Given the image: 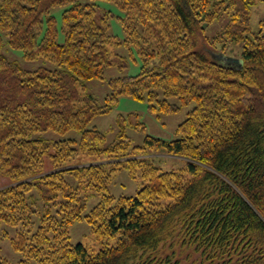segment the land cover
<instances>
[{"label": "trees", "instance_id": "trees-1", "mask_svg": "<svg viewBox=\"0 0 264 264\" xmlns=\"http://www.w3.org/2000/svg\"><path fill=\"white\" fill-rule=\"evenodd\" d=\"M101 2L122 13L123 41L114 42L115 14ZM256 2L0 0L9 46L57 65L22 69L3 54L0 35V180L11 181L0 187V225L16 228L11 244L24 257L17 264H264V20L253 32ZM59 6H67L62 44ZM115 44L135 48L143 65L136 76L111 79L99 104L85 83L102 78ZM229 46L241 56L231 57ZM122 96L147 99L153 112L194 107L175 140L148 136L133 148L130 117H120L106 144L89 125ZM138 149L164 150L186 167L162 171ZM79 153L119 161L62 168ZM113 166L140 173L136 195L109 193ZM95 194L100 202L85 213ZM83 219L105 241L99 250L71 243L69 229ZM0 264L10 263L0 256Z\"/></svg>", "mask_w": 264, "mask_h": 264}, {"label": "rangeland", "instance_id": "rangeland-1", "mask_svg": "<svg viewBox=\"0 0 264 264\" xmlns=\"http://www.w3.org/2000/svg\"><path fill=\"white\" fill-rule=\"evenodd\" d=\"M102 7L112 11L115 15L111 19L110 32L115 36L114 42L123 41L125 39V32L120 23L117 22V16L122 15L120 11L114 6L107 3H100ZM67 6H59L53 9V15L58 20V29L60 30L57 37L59 43H64L65 36L61 31L62 13ZM264 20V0H257L251 13V28L256 32L259 28L260 21ZM220 23L214 24L209 29V34H214L220 29ZM3 37V54L11 61L19 65L22 69L27 71H36L39 68L45 67L48 69H55L57 65L47 60L46 58H38L36 60H26L24 52L21 50L12 49L9 46V35L7 32L0 31ZM203 40V39H201ZM116 45V44H115ZM111 45L110 59L112 65L104 69L102 78L87 81V92L91 94L95 101L99 104H104L110 93L108 82L111 79L122 78L124 76H136L141 71L143 65L142 58L137 53L135 48L131 50L123 45ZM228 54L231 57L238 58L241 56L240 48L236 46L228 47ZM172 102H177L178 99L172 98ZM150 103L147 99H136L131 96H122L119 103L107 114L96 116L89 127L97 128L106 136V144L112 143L118 135L120 130L119 118H129L125 129L126 134L131 139V146L133 148H140L145 146L146 137H153L165 141H172L177 139L178 126L186 119L188 112L194 107L193 103L181 108L177 113H162L153 112L149 109ZM141 124L142 126H140ZM76 135L75 132H70L66 136L70 137ZM46 137L55 136L50 133L45 134ZM57 137V136H56ZM138 154L141 158L148 157L153 164H155L162 171L180 170L186 167V162L183 158L174 157L167 154L164 150L146 151L138 149ZM119 160H110L107 162L106 156H94L84 153H79L75 157L69 159L62 165V168H81L85 166L115 163ZM115 167V166H113ZM117 170L113 173L112 179L109 182V193L115 197L134 196L142 187V178L139 172L132 176L126 167H115ZM50 169V163L47 162L46 171ZM10 179L2 177L0 180V187L4 188L10 185ZM100 194H95L89 198L87 209L85 213L92 210L101 200ZM70 241L72 244H83L89 249L99 250L105 241L97 240L96 235L92 231L91 225L85 220L76 221L69 229ZM16 236V228L6 224L0 225V256L7 260L10 264H17L22 260L23 253L15 251L12 247L11 240ZM113 243L115 240H109Z\"/></svg>", "mask_w": 264, "mask_h": 264}, {"label": "water", "instance_id": "water-1", "mask_svg": "<svg viewBox=\"0 0 264 264\" xmlns=\"http://www.w3.org/2000/svg\"><path fill=\"white\" fill-rule=\"evenodd\" d=\"M231 62L239 63L240 61L238 59H229Z\"/></svg>", "mask_w": 264, "mask_h": 264}]
</instances>
